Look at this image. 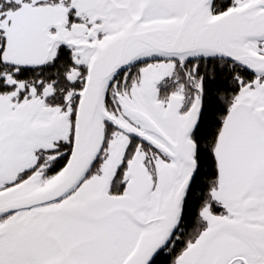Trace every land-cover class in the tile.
<instances>
[{"label": "snow or ice", "instance_id": "1", "mask_svg": "<svg viewBox=\"0 0 264 264\" xmlns=\"http://www.w3.org/2000/svg\"><path fill=\"white\" fill-rule=\"evenodd\" d=\"M0 264H264V0H0Z\"/></svg>", "mask_w": 264, "mask_h": 264}]
</instances>
